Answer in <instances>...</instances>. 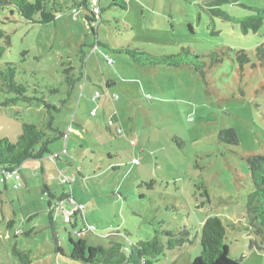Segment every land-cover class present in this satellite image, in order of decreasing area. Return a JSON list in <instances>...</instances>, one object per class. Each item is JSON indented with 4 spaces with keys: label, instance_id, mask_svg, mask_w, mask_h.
<instances>
[{
    "label": "rangeland",
    "instance_id": "374dc122",
    "mask_svg": "<svg viewBox=\"0 0 264 264\" xmlns=\"http://www.w3.org/2000/svg\"><path fill=\"white\" fill-rule=\"evenodd\" d=\"M210 1L99 0L98 24L86 21L90 0L76 10L73 0H45L57 12L45 25L0 8V30L10 37L0 69L14 67L15 82L40 100L13 102L15 94L0 90V139L17 142L22 124L40 127L50 117L63 134L50 133V156L0 180V264H22L14 245L30 252L29 264H83L65 257L69 236L107 250L155 236L165 242V232H187L189 243L151 264H190L212 216L227 230L232 259L264 264V238L245 229L254 187L244 161L264 153V66L255 55L264 24L242 35L210 17ZM239 3L245 8L221 9L236 18L264 9V0ZM124 48L153 56L188 48L206 64L209 53L231 51L203 79L187 65L137 66L116 53ZM240 52L248 57L242 66ZM225 129L236 131L238 146L219 141ZM64 193L75 204L61 201Z\"/></svg>",
    "mask_w": 264,
    "mask_h": 264
},
{
    "label": "trees",
    "instance_id": "16d2710c",
    "mask_svg": "<svg viewBox=\"0 0 264 264\" xmlns=\"http://www.w3.org/2000/svg\"><path fill=\"white\" fill-rule=\"evenodd\" d=\"M90 1L91 7L88 10L90 17L86 16V21L98 24L101 15L99 0H96L95 3H93V0ZM239 2L240 0H211L206 5L207 12L212 19L217 18L224 23L237 25L242 35L256 34L264 24V9L248 8L252 13L244 18L233 17L221 9L224 5H235L245 8ZM87 3L88 0H73L72 10L82 7L87 9ZM3 7H13L22 19L33 24L45 25L52 23L55 21L57 14L56 11L54 13L47 11L45 0H34L33 2L29 0H0V8ZM3 38L5 39V45L0 46V59L5 47L10 46V37L0 30V39ZM230 51L231 49H226L225 51L209 53L206 56L209 59L207 64L203 61V56L191 52L188 48H182L176 54L163 56H153L126 48L119 49L116 53L129 57L135 65L144 68L165 67L177 69L187 65L193 69L194 73L203 78L205 70L221 64ZM255 55L260 64L264 66V43L255 49ZM237 58L241 66L248 63V57L244 52L238 53ZM15 74V68L9 64L5 69H0V90L15 94L13 102L23 101L24 103L32 104L34 100H37L36 97H29L26 87L15 82ZM67 81H69L68 78ZM37 101L40 102V100ZM110 121L112 122L111 119ZM107 127L110 130L111 126L109 124ZM50 133H56L58 138L63 137V134L53 127L52 117H50L49 121L43 122L40 127L33 124H22L21 134L17 142L13 143L7 138L0 139V180L2 183L5 184L6 178L18 171L25 161L42 160L46 156L51 155L49 146L57 136L52 137ZM218 139L221 143L228 146H238L239 144L237 133L233 129L220 131ZM244 161L254 187V191L248 196L245 205V229L250 230L257 237L264 238V153L248 155L244 158ZM44 189V193L47 192L49 196L48 188L45 186ZM60 200H66L71 203L70 200L73 199L64 193ZM76 213L74 211V214ZM49 218L52 226L51 215H49ZM226 234L227 230L218 217H207L202 223L200 231L201 255L196 257L190 264H241L240 261L230 257L229 248L226 244ZM164 235L166 237L165 242L160 237L155 236L151 240L140 241L129 247L111 243L107 250H103L101 247H91L83 238L73 240L69 236L70 253L64 256L83 264H151V260H157L166 251L171 252L180 249L186 243H189L187 232L179 233L178 235L165 232ZM53 241L56 244L55 252L62 254L63 249L57 246L58 241L55 232H53ZM12 254L22 264L30 263V252L22 251L16 245L12 247Z\"/></svg>",
    "mask_w": 264,
    "mask_h": 264
},
{
    "label": "built area",
    "instance_id": "2783aa9c",
    "mask_svg": "<svg viewBox=\"0 0 264 264\" xmlns=\"http://www.w3.org/2000/svg\"><path fill=\"white\" fill-rule=\"evenodd\" d=\"M109 125L112 127V122H111V121L109 122ZM115 133H116V134H120V133H121V130L116 128V129H115ZM11 175H12V174H11ZM11 175H9V176H11ZM70 202L73 203V204L75 203L73 200H70Z\"/></svg>",
    "mask_w": 264,
    "mask_h": 264
}]
</instances>
